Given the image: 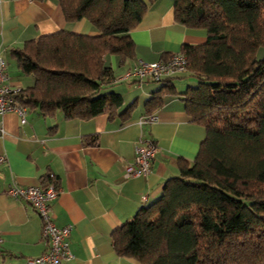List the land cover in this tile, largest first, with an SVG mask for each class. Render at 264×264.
Listing matches in <instances>:
<instances>
[{
  "label": "trees",
  "instance_id": "trees-1",
  "mask_svg": "<svg viewBox=\"0 0 264 264\" xmlns=\"http://www.w3.org/2000/svg\"><path fill=\"white\" fill-rule=\"evenodd\" d=\"M56 2L67 21L85 18L97 33L59 30L12 49L33 78L12 98L66 117L112 114L123 98L106 90L113 72L105 55L134 58L130 31L157 0ZM172 6L174 20L204 30L205 41L182 44L185 72L159 80L144 114L178 96L205 137L193 159L178 160L177 175L164 181L159 197L113 231L114 250L141 264H264V0H172ZM176 76L195 84L178 91Z\"/></svg>",
  "mask_w": 264,
  "mask_h": 264
},
{
  "label": "crops",
  "instance_id": "crops-1",
  "mask_svg": "<svg viewBox=\"0 0 264 264\" xmlns=\"http://www.w3.org/2000/svg\"><path fill=\"white\" fill-rule=\"evenodd\" d=\"M59 30L97 33L85 18L67 21L56 0H0V55L7 62L12 87L24 88L33 78L20 70L11 50ZM130 36L135 44L133 59L121 62L116 55H105L113 72L106 90L123 98L112 114L66 117L61 109L44 113L26 107L24 123L13 111L0 114L4 129V134L0 131V155L6 158L0 164V264H28L29 258L46 250L39 214L24 199L8 195L7 187L45 188L50 182L59 188L50 205L53 220L58 226H71L72 257L62 264H141L115 252L112 233L140 207L159 197L164 181L177 175L180 158L195 157L205 129L190 120L178 96L165 97L152 112L156 119L140 124L144 101L162 82L125 74L139 59L165 60L180 52L183 43L204 42L205 31L176 22L172 0H157ZM183 78H172L178 91L185 89L178 87ZM129 105L131 110L125 111ZM139 137L154 140L159 151L146 176L124 178V167L132 162Z\"/></svg>",
  "mask_w": 264,
  "mask_h": 264
},
{
  "label": "built area",
  "instance_id": "built-area-1",
  "mask_svg": "<svg viewBox=\"0 0 264 264\" xmlns=\"http://www.w3.org/2000/svg\"><path fill=\"white\" fill-rule=\"evenodd\" d=\"M7 62L0 55V114L8 111L15 112L24 123L26 106L14 102L12 96L20 89L12 87L8 82L6 74ZM186 70V57L183 53L177 52L170 55L165 60L147 62L137 60L126 72V77H134L138 80L149 78L159 81L164 77H169ZM156 119L154 113L144 114L140 117V124L151 123ZM0 131L4 134V129L0 126ZM159 147L152 139L139 137L134 146V157L131 163L124 167L123 177H141L150 172V163L158 153ZM6 160L4 155H0V164ZM6 193L14 198L27 201L39 214L41 225V238L46 244V250L39 256L29 258L28 264H62L63 261L72 257L69 247L68 235L71 230L69 224L58 226L51 212V202L59 194V188L52 182L45 188L38 185L22 186L11 184L7 187Z\"/></svg>",
  "mask_w": 264,
  "mask_h": 264
},
{
  "label": "rangeland",
  "instance_id": "rangeland-1",
  "mask_svg": "<svg viewBox=\"0 0 264 264\" xmlns=\"http://www.w3.org/2000/svg\"><path fill=\"white\" fill-rule=\"evenodd\" d=\"M183 79H185V80L182 82V86L178 85L179 88H185V86L187 85V81H189V79H190V82H188V84H195V80L193 78H191V77H185ZM104 91L105 90L102 89L101 92H104Z\"/></svg>",
  "mask_w": 264,
  "mask_h": 264
}]
</instances>
